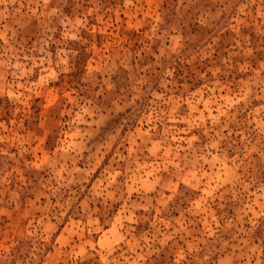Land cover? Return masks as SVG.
Returning <instances> with one entry per match:
<instances>
[{
    "label": "rangeland",
    "instance_id": "374dc122",
    "mask_svg": "<svg viewBox=\"0 0 264 264\" xmlns=\"http://www.w3.org/2000/svg\"><path fill=\"white\" fill-rule=\"evenodd\" d=\"M0 264H264V0H0Z\"/></svg>",
    "mask_w": 264,
    "mask_h": 264
}]
</instances>
